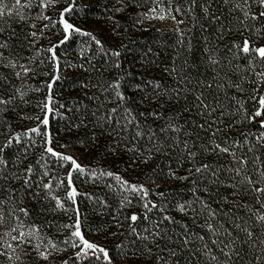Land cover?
<instances>
[{
    "label": "trees",
    "instance_id": "obj_1",
    "mask_svg": "<svg viewBox=\"0 0 264 264\" xmlns=\"http://www.w3.org/2000/svg\"><path fill=\"white\" fill-rule=\"evenodd\" d=\"M67 1L89 32L58 45L57 21L52 54L29 6L0 19V264H51L52 245V264H264V0ZM49 93L52 149L94 175L74 201L70 164L24 136ZM77 220L109 262L72 255Z\"/></svg>",
    "mask_w": 264,
    "mask_h": 264
},
{
    "label": "rangeland",
    "instance_id": "obj_2",
    "mask_svg": "<svg viewBox=\"0 0 264 264\" xmlns=\"http://www.w3.org/2000/svg\"><path fill=\"white\" fill-rule=\"evenodd\" d=\"M80 1V0H78ZM27 2V3H26ZM67 0H9V2H6L3 4L0 1V19H16L19 16V10L26 6H29L28 13L29 17L26 19L28 23L31 25L32 29H39L37 26H41V28H44V31H35L31 33L33 36V44L37 45V50L42 51V53L45 54V49H50V53L53 52V47L49 46L47 44L51 43L53 41L54 37H57V31L55 30V24L58 23L61 26V29L63 31L64 37L61 40V43H65L69 41L71 38L79 35V34H87L89 32L88 26L87 27H76L72 25L67 17L66 13L70 12L72 9V5H70L68 8H63ZM39 4V9L35 10V5L30 4ZM39 11V12H38ZM59 13V15H58ZM38 14V15H37ZM58 16V18H57ZM85 29V30H83ZM41 30V29H40ZM263 51H260V54H262ZM41 61L43 62L41 64H49V57L43 55L41 57ZM54 66H55V74L53 78L50 80L48 86L50 93L53 88V83L59 78L60 75V59H58L55 55H52ZM66 63L63 61V64ZM15 66V65H14ZM23 67V64H21L19 67L15 66L12 67L15 72H20L19 70ZM64 68V65H63ZM45 77L46 74H45ZM48 81V80H47ZM49 93V97L47 98V104L44 106V111L42 112L43 118L41 121L37 120V117L34 115L31 116L29 119V125H27L26 129L24 130V136L28 138L29 141H31L34 146L36 143L39 145V142L41 138L45 140V149L46 152L49 154L54 155L56 158H58L62 163H69L71 166L70 172L67 175V182L69 185V191L67 192V197L70 198V200H75L77 196V191L74 188L72 181L70 178H72L73 174L77 171H83L85 168V174L90 175L86 176L83 179L86 178H93L94 175H92L90 172V168L87 169V167H84V164L81 162L80 156L77 152L71 150L70 148H63L62 152L55 151L52 149L50 143H51V135L49 133V120L50 117L56 114V109L53 106L55 103L53 97H51ZM262 124L264 125V119L262 121ZM24 128V126H22ZM20 127V129L22 128ZM42 127L44 130H42ZM18 130V129H16ZM17 137L19 138V133ZM23 137V136H22ZM61 148V147H60ZM103 178L106 176L104 170L99 169L97 171ZM122 176V175H120ZM121 180V181H120ZM120 182V187H125L126 189H136L142 182L138 180L131 179L129 176H125L123 179H119L118 183ZM124 189V188H123ZM55 195H57L58 200L61 201L63 198V186L60 183H56L54 185ZM72 234L78 239L79 245H74L72 247V250L70 251L72 255H75L77 258L82 259L83 261H89L91 259H94L96 261H106L109 262V257L107 255V252L102 247L98 246L96 241L93 238L86 237L83 235L80 227V220H77V222L72 226ZM47 253L51 254V259H49V262L52 264L55 262V259L60 260L63 258L64 255L61 248H56L54 245H52L50 248L47 249ZM46 253V254H47ZM65 256V255H64ZM60 262V261H59Z\"/></svg>",
    "mask_w": 264,
    "mask_h": 264
}]
</instances>
